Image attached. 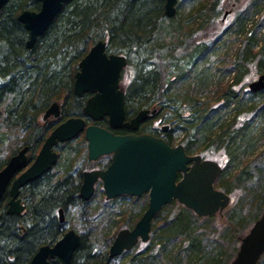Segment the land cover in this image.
Returning <instances> with one entry per match:
<instances>
[{"label":"trees","instance_id":"obj_1","mask_svg":"<svg viewBox=\"0 0 264 264\" xmlns=\"http://www.w3.org/2000/svg\"><path fill=\"white\" fill-rule=\"evenodd\" d=\"M185 1V6L179 1L174 17L167 18L164 0H70L31 49L26 48L27 32L17 16L25 10L38 11L39 3L9 0L0 11V108L11 101L4 110L5 122L22 135L9 155L0 159V170L24 147L28 149V163H32L56 125L53 121L39 124L37 117L55 101L61 105V120L83 115L85 97L73 94L74 75L89 49L103 41L107 54L122 55L127 63L130 59L140 63L124 92L126 115L154 109L153 118L170 126L165 139L168 145H181L187 155L209 160L222 152L225 163L215 188L227 195L242 191L237 212H232L234 219L225 229L212 225V231L207 232L213 216L198 217L172 203L153 218L145 244L109 264H229L237 252L241 231L249 224L248 230L264 210V89L250 92L248 85L254 80L245 90L233 87L246 74L249 63L264 71V34H258L264 25L252 24L247 18L253 15H240L242 12L233 18L232 28L243 39L225 71L215 70L208 60L217 56L223 43L215 39L208 46L191 33L203 28V13L217 12L222 0ZM257 4L253 1L248 7L254 9ZM182 52L185 54L180 56ZM231 70L235 76L225 83L215 73ZM226 110L232 114L228 120L223 116ZM99 125L108 126L105 120ZM253 130H259L257 137ZM178 131L180 139L174 137ZM76 142L59 145L56 166L21 189L25 205L22 215L6 213L8 195L4 193L0 200V264H28L39 247L54 244L66 229V221H58L60 209L67 217L75 213L81 220L80 245L69 264L108 261L115 233L105 219L106 214L108 219L113 215L107 210L91 223L95 213L92 206L97 201L102 204L104 198L94 197L88 202L79 199L81 175L77 170L85 158L86 145L81 141L82 148L76 151ZM259 146L263 149L257 158H251ZM125 198L104 204L112 208ZM139 202L134 199L133 206L121 213L116 225L119 230L131 229L138 221L147 208V201ZM138 203L140 206H134ZM258 264H264V255Z\"/></svg>","mask_w":264,"mask_h":264},{"label":"water","instance_id":"obj_2","mask_svg":"<svg viewBox=\"0 0 264 264\" xmlns=\"http://www.w3.org/2000/svg\"><path fill=\"white\" fill-rule=\"evenodd\" d=\"M8 1L0 0V11ZM35 1L40 6L38 11L25 10L17 16V21L27 32V49L33 47L70 0ZM176 4L177 0H164V15L167 18L174 17ZM105 49V42L98 41L81 59L74 75L73 93L76 96L92 95L87 99L83 113L94 122L107 117L110 129L134 130L149 113L154 112L141 111L133 120L125 122L124 97L119 79L127 62L124 56L107 55ZM248 89L252 93L263 90L264 74L250 83ZM58 115L59 106L53 103L45 111L43 119ZM81 132H84L87 142L89 160L111 155V162L104 171L83 175L79 191L81 200L91 198L97 181L101 182L107 200L148 194L147 208L133 228L120 230L114 237L108 250L109 260L131 250L138 242L146 243L153 218L166 205L176 202L199 217L212 216L228 206L229 196L214 189V182L221 173L216 162L186 155L182 146L170 147L163 140L150 135L118 136L94 125L85 127L81 118H70L49 134L33 163L13 181L8 191V215H19L24 210L18 199L19 190L38 180L55 165L57 155L54 147L72 140ZM26 151V148L22 149L12 156L0 171V200L12 177L25 167ZM179 175L182 176L180 180ZM80 241L79 235L70 230L53 246L39 248L28 264H53L54 261L69 264ZM263 254L264 210L240 239L230 264H258Z\"/></svg>","mask_w":264,"mask_h":264},{"label":"rangeland","instance_id":"obj_3","mask_svg":"<svg viewBox=\"0 0 264 264\" xmlns=\"http://www.w3.org/2000/svg\"><path fill=\"white\" fill-rule=\"evenodd\" d=\"M181 1V4H183L185 6L186 1L185 0H178V2ZM255 1V3L257 4L259 2V4H257L258 6L256 7V5L253 8H249L248 6L250 5L251 2ZM177 2V3H178ZM189 3L187 2V6ZM258 11V15L255 16V12ZM242 12V13H240ZM226 13V17L225 19H222L223 15ZM242 14L244 16L243 13H245V16H251L253 15V17L247 18V20L249 22H251L252 24L255 22V24L257 23L258 25H264V0H222L221 3L218 5V10L217 12H213L210 13L209 11L205 12V14L203 13V19H201V23L203 22L204 26L200 31H196V29H194L192 31L191 34H194L196 39H204V41L206 42V45L210 46V43L212 40L215 39H219L220 42L223 43L222 48H219V52L216 54L217 56L215 57H210L208 62L210 64V67H212L213 69H219L222 71H225V68H227L228 66V61L230 59V56L233 55L234 50L236 48V46H238L243 37L239 38L237 36V30L233 29L231 22H233V18H236L237 16H239ZM212 22L211 24L209 23ZM202 24V25H203ZM250 24V23H248ZM231 26V28L229 29V27ZM248 25V29H249ZM260 33V34H259ZM259 37L262 36L264 34V27H262L261 31L259 29ZM194 37V38H195ZM180 56H183V54H185L184 52L179 53ZM228 58V60L226 59ZM140 63L138 61H135L133 59H130V61H128L127 66L124 70H122L121 72V77H120V84L123 88H127V86L131 83V80L133 78V75L136 73V70L139 68ZM145 65V63H144ZM198 67V66H197ZM224 68V69H223ZM222 71H215L217 75V78H219L220 80H222V82H226L225 80H231L232 78H234V74L235 72L233 70L226 72V73H222ZM261 73H264V71L259 72L256 68H255V64L254 63H249L248 67L246 68V74L241 78L238 79V82L233 84V87H235L236 89L240 90L246 89V85L255 80L256 77L258 75H260ZM224 75V76H223ZM229 75V76H228ZM228 76V77H227ZM264 97V93L262 95ZM57 101H55L56 103ZM11 103V101L7 100L4 102V105L1 106L0 108V159H3L5 157H7L9 155V153L12 151V149L16 146L17 142L19 141V139L22 137V135H20L19 130H16V128L14 129L13 126H10L8 123H6L5 121V114H4V110H6V107ZM58 103V102H57ZM183 108V105H180ZM184 109V108H183ZM183 115H185V112H182ZM42 115H39L37 117V119H39V124H43L45 122H43L42 120ZM224 118L230 119V117L232 116V114L230 115L228 113V110H226L223 114ZM159 120V118L157 119ZM155 122V121H154ZM254 137H257L259 134V130H253L252 132ZM181 132H175L174 133V137L177 139L181 138ZM176 142L178 140H175ZM79 143L80 141H77L76 145H75V150L78 151L79 150ZM262 146L256 147V149L252 152V156L253 159L257 158V155L259 154V152L263 149L261 148ZM80 154V153H79ZM210 159L216 161L217 163H219L221 166L224 165L225 163V157L224 154L222 152H216ZM96 194L95 197L98 198H102V195L99 192L98 187H96L95 189ZM241 189L239 190H235V192H233L232 194H229L230 197V202L229 205L227 206V208L225 210H223L220 214H215L213 215V219L211 223H209V228L207 230V232H211L213 227H211L212 225L215 226L216 228H219V230H223L227 227V223H229V221H233L234 217L231 218L234 213L232 214V212L236 211L237 208V198H239V196L241 197ZM133 199L135 198H125L124 200H120L117 201L113 204V207L110 208V206H105L104 202H106L107 200L103 199L102 204L100 202H96L95 205L92 206V210L95 211L94 215H91V220L89 218V220L91 221V223H93L94 219H96L98 217L99 213H103L107 210H109L111 213L112 219H108V214H106V219H105V214H102V216H100V218L102 217L103 219V224H104V219L109 223V228L111 230L112 233H117V231L119 230L116 225L117 222L122 218L121 213L123 211L126 212L127 208L129 206H133ZM140 202L139 203H144L147 201L148 196L144 195L142 197L139 198ZM137 199V200H139ZM135 204L134 206H140V204ZM177 204V203H176ZM179 205V204H178ZM101 207H104L105 209H102ZM97 208V209H95ZM133 209V208H132ZM62 211V210H61ZM124 212V213H125ZM237 212V211H236ZM262 214V213H261ZM124 215V214H123ZM63 217L65 222V226L67 230L73 229L72 227L75 228L76 226V231H79V224L78 221L81 222V220H78V215H75V213H73L72 215H70L69 217L66 216V213L63 212ZM88 220V221H89ZM113 220V221H112ZM102 224V227H103ZM249 226V224L247 225ZM247 226L246 228L241 231V234L244 235L248 232L247 230ZM251 227V226H250ZM215 228V229H216ZM74 230V229H73ZM75 231V230H74ZM240 234V233H239ZM241 235V236H242ZM241 236H238V242L240 243V238H243ZM228 251V250H227Z\"/></svg>","mask_w":264,"mask_h":264},{"label":"flooded vegetation","instance_id":"obj_4","mask_svg":"<svg viewBox=\"0 0 264 264\" xmlns=\"http://www.w3.org/2000/svg\"><path fill=\"white\" fill-rule=\"evenodd\" d=\"M78 71V70H77ZM73 82H74V80H73ZM120 87H121V90H122V92H123V97L125 98V88H123L122 86H121V84H120ZM72 90H73V87H72ZM74 94V93H73ZM75 95V94H74ZM76 96V95H75ZM80 96H83V97H85V103H86V101H87V99H89L92 95L91 94H81V95H79V96H76V97H80ZM59 115H58V117H51V119H45V122L46 121H53L54 122V124L56 123V125H55V127L54 128H56L58 125H60L61 123H63V122H65L66 120H68V119H70V118H81V119H83L84 120V122H85V127H88V126H91V125H94V126H97V127H100V128H103V129H105V130H108V131H110L111 133H113L114 135H118V136H125V135H133V136H140V135H150V136H152V137H155V138H159V139H161V140H163L166 144H167V142L165 141V139H166V137H167V134H169L170 133V126L169 125H164L160 120H157L158 118H153L154 117V115L156 114L155 112H156V110H140V111H138V112H135L134 114H131V115H126V112H125V100H123V106H124V112H125V122H130L131 120H133L137 115H138V113L139 112H141V111H149V112H154L153 114H151V113H149L148 114V116H147V118L146 119H144L142 122H140L139 124H138V126L134 129V130H131V129H125V128H118V129H110V127H109V125H108V119H107V117H104V118H102L101 120H99V121H97V122H94L93 120H91L90 118H88V117H86L85 115H84V113H83V115L82 116H79V117H70V118H66V119H64V120H61L62 118H61V105H60V103H59ZM84 106H85V104H84ZM50 107V106H49ZM48 107V108H49ZM83 109H84V107H83ZM47 110V109H46ZM45 110V111H46ZM45 111L43 112V115H42V120L44 121V119H43V116H44V114H45ZM107 121V128H105V127H103V126H100L99 125V122L100 121ZM155 121V122H154ZM73 141H80V143H79V150H80V148H82L81 147V145H82V143H81V141H84L85 142V145H86V147H85V153H86V155H85V158H84V160L83 161H81V167H80V169H78L77 170V174L79 175V177H80V175H81V180H80V183H79V177L77 176V182L79 183V191H80V188H81V185H82V181H83V175L85 174V173H90V172H94V171H104L107 167H108V165L110 164V162H111V155H104V156H101V157H99V158H97L96 160H89L88 159V148H87V142H86V140H85V138H84V132H81V133H79L75 138H73L72 140H70V141H67V142H64V143H60V144H58L56 147H55V150L57 149V147L59 146V145H61V144H65V143H70V142H73ZM77 143V142H76ZM43 144V143H42ZM168 145V144H167ZM170 146V145H169ZM26 147H24V148H22V149H25ZM22 149H20L19 151H21ZM26 150L28 151V149L26 148ZM18 151V152H19ZM27 151H26V165H25V167H23V168H21V170H19L17 173H16V175H14L13 177H12V179H11V181H10V183L8 184V186H7V189H6V192L5 193H7V195H8V201H9V199H10V197H9V193H8V191H9V189H10V187H11V185H12V183H13V181L21 174V173H23V171L30 165L29 163H28V160H27ZM57 162H58V154H57V161H56V164H57ZM7 163V162H6ZM56 164L53 166V168L56 166ZM6 165V164H5ZM52 170V169H51ZM50 170V171H51ZM49 171V172H50ZM48 173V172H47ZM46 173V174H47ZM45 175V174H44ZM43 175V176H44ZM32 183V182H31ZM25 187V186H24ZM24 187H22L21 189H23ZM96 187H98V189H99V192H100V194H102L103 195V198H104V200H106L105 199V195H104V193H103V191H102V184H101V182L100 181H97L95 184H94V186H93V188H94V192H93V194H92V196H91V198L88 200V201H90L92 198H94L95 197V194H96V191H95V189H96ZM21 189L19 190V196H18V199L21 201V203L22 204H24V202L22 201V199L20 198V191H21ZM78 197H79V192H78ZM118 198H121V197H118ZM118 198H114V199H111V200H115V199H118ZM129 198V197H128ZM80 199V198H79ZM130 199H132L131 197H130ZM135 199H139V198H135ZM111 200H109V201H111ZM134 200V199H133ZM83 202H88V201H84V200H82ZM61 210V209H60ZM62 213H63V210H62ZM57 216H58V221H59V224H63L64 222H65V220H64V217L62 218V214H60L59 213V210H58V212H57ZM69 230H67V229H65L64 231H63V233L60 235V237L58 238V239H60L61 237H63L67 232H68ZM75 233L76 234H78L79 235V237H80V240H81V232H79V231H75ZM53 245V244H52ZM51 245V246H52Z\"/></svg>","mask_w":264,"mask_h":264},{"label":"bare ground","instance_id":"obj_5","mask_svg":"<svg viewBox=\"0 0 264 264\" xmlns=\"http://www.w3.org/2000/svg\"><path fill=\"white\" fill-rule=\"evenodd\" d=\"M3 168H4V167H3ZM3 168H2V169H3ZM2 169H1V170H2ZM1 170H0V171H1Z\"/></svg>","mask_w":264,"mask_h":264}]
</instances>
